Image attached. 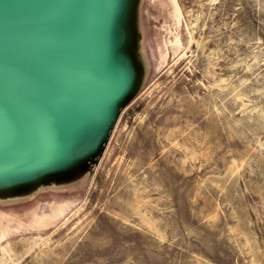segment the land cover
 Listing matches in <instances>:
<instances>
[{"label": "rangeland", "instance_id": "rangeland-1", "mask_svg": "<svg viewBox=\"0 0 264 264\" xmlns=\"http://www.w3.org/2000/svg\"><path fill=\"white\" fill-rule=\"evenodd\" d=\"M111 17L120 96L60 159L0 160V264H264V0Z\"/></svg>", "mask_w": 264, "mask_h": 264}, {"label": "water", "instance_id": "water-1", "mask_svg": "<svg viewBox=\"0 0 264 264\" xmlns=\"http://www.w3.org/2000/svg\"><path fill=\"white\" fill-rule=\"evenodd\" d=\"M116 2L0 0V160L8 168L60 159L79 121L120 96L122 64L110 53Z\"/></svg>", "mask_w": 264, "mask_h": 264}]
</instances>
